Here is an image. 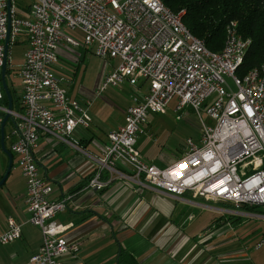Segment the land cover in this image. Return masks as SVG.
Wrapping results in <instances>:
<instances>
[{
	"label": "built area",
	"instance_id": "2783aa9c",
	"mask_svg": "<svg viewBox=\"0 0 264 264\" xmlns=\"http://www.w3.org/2000/svg\"><path fill=\"white\" fill-rule=\"evenodd\" d=\"M26 1V8L20 10L17 0H0V70L10 25L9 48L20 33L28 39L17 72L21 110L10 111L14 126L5 138L11 139V152L25 178L28 222L42 231L31 264H61L63 255L80 250L77 240L59 236L66 227L54 218L68 208L69 200L52 198L53 186L36 161L41 137L79 148L74 133L90 128L89 105L72 99L54 71L59 45L81 46L70 32L79 34L83 45L96 55L118 61L98 93L126 80L146 88L145 95L127 107L125 124L107 134L102 155L94 156L97 168L90 186L102 190L104 171L122 164L127 168L120 172L122 177L176 195L191 191L229 204L228 213L264 218V211L243 209L248 205L264 210V71L252 68L240 81H233L236 89H231L226 77L231 78L230 65L246 43V39L235 40L237 22L229 23L235 24V31H226L224 53L214 54L186 36L178 16L154 0ZM173 99H177L176 110L189 106L197 112L201 136L199 143L188 138L183 155L162 168L145 162L136 146L148 112H165ZM0 110L9 112L1 104ZM203 110L210 124L203 119ZM2 119L0 115V126ZM21 236L22 225L10 218L7 230L0 234V245Z\"/></svg>",
	"mask_w": 264,
	"mask_h": 264
},
{
	"label": "crops",
	"instance_id": "0c3cea01",
	"mask_svg": "<svg viewBox=\"0 0 264 264\" xmlns=\"http://www.w3.org/2000/svg\"><path fill=\"white\" fill-rule=\"evenodd\" d=\"M137 89L131 104L145 95L143 83ZM73 138L79 148H62V142L43 136L36 153L42 173L53 186L52 198L69 200L68 208L54 218L66 227L59 236L80 243L79 252L63 255L61 264H120L122 251L133 258L128 264H264V252L256 256L261 248L243 249L244 242L226 238L225 233L242 222L230 219L235 214L226 212L221 201L191 191L176 195L122 177L120 172L127 169L122 164L104 171L106 186L94 189L89 185L97 168L94 156L102 155L107 135L104 143L88 130L75 132ZM173 156L161 152L163 167L178 158L177 153ZM19 188L12 182L0 190V234L7 230L10 218L22 225L20 239L0 245V264H31L42 242L40 227L28 222L26 182Z\"/></svg>",
	"mask_w": 264,
	"mask_h": 264
},
{
	"label": "rangeland",
	"instance_id": "374dc122",
	"mask_svg": "<svg viewBox=\"0 0 264 264\" xmlns=\"http://www.w3.org/2000/svg\"><path fill=\"white\" fill-rule=\"evenodd\" d=\"M16 3L17 7L23 10L26 8L28 2L26 0H17ZM70 35L80 42L81 46L71 47L67 44L59 45L57 49L59 59L54 66V71L61 78V85L68 89L69 96L72 99L77 100L82 106L89 105L87 111L91 117V127L87 130L95 134L98 142L104 143V138L108 134V131L125 122V110L132 103L133 95L138 91V87L126 80L117 85H109L101 93H98V88L106 74L114 71L118 61L116 59L106 60L101 58L92 49L83 45L79 34L70 32ZM24 36L25 34L20 33L17 35L15 42L10 45L8 53L9 73L6 76L8 85L20 97L22 85L17 72L19 66L24 61V53L28 47ZM226 78L230 83L231 89L235 90L236 87L232 79L230 77ZM176 105L177 99H173L166 107L165 112H148L146 122L142 125V132L139 134L136 146L144 161H155L157 166L162 168V159L159 157L161 152L170 154L171 157H174L173 155L177 153V156L180 157L186 150L187 139L192 138L195 142L199 143L201 136V121L197 112L189 106L183 107L181 110H176ZM201 114L203 119L210 124L211 120L206 112L203 110ZM13 126V120L9 118L5 126V133L10 134ZM43 140L41 137L39 142ZM56 140L54 138L53 142H56ZM10 142L11 139L5 138L7 148H10ZM60 146L62 148L70 147L63 142ZM7 162V155L1 147L0 132V175L6 171L8 166ZM12 182H15L16 186L20 188L22 183L25 182L15 154L6 184L0 187V190H6ZM54 186L56 187L55 184ZM223 204L226 208L230 206L226 203ZM244 217L249 216L245 215ZM249 218L241 221L242 223L237 228H232L231 231L226 232L225 236L230 240L234 239L240 241V243L241 241L244 242L243 249L248 247V249L254 250V247H257L259 241L264 240V218ZM236 224H239V222H236ZM262 246L259 252L256 253V256L264 252V246Z\"/></svg>",
	"mask_w": 264,
	"mask_h": 264
},
{
	"label": "trees",
	"instance_id": "16d2710c",
	"mask_svg": "<svg viewBox=\"0 0 264 264\" xmlns=\"http://www.w3.org/2000/svg\"><path fill=\"white\" fill-rule=\"evenodd\" d=\"M172 11H184L183 22L198 38L202 39L206 47L212 52H220L225 45L226 26L232 21L237 22L238 31L244 38L252 40L242 64L237 73L242 76L249 70L259 67L264 61V0H162ZM9 68L7 65V74ZM1 77V75H0ZM1 80V79H0ZM2 85L0 86V88ZM3 98L0 104L8 105V98L3 88ZM13 99V108L21 110V97L9 86ZM0 110V115L5 116ZM10 151L11 149L8 148ZM14 155V154H13ZM8 158V157H7ZM8 164V162H7ZM7 169V168H6ZM5 173V171H4ZM1 175L0 179L3 177ZM93 176V175H92ZM91 176V177H92ZM90 177V178H91ZM6 183V182H5ZM245 210L264 211L258 206H244ZM234 217L236 219H234ZM243 221L249 217L230 215V219ZM133 258L124 251L120 256V264H128Z\"/></svg>",
	"mask_w": 264,
	"mask_h": 264
},
{
	"label": "bare ground",
	"instance_id": "6f19581e",
	"mask_svg": "<svg viewBox=\"0 0 264 264\" xmlns=\"http://www.w3.org/2000/svg\"><path fill=\"white\" fill-rule=\"evenodd\" d=\"M154 2L160 6H162L165 11H167L169 14L173 15V16H178V25L180 26L181 30L184 32V34L188 37L194 38V40L200 42L202 44V47L204 49V51L206 53H214V54H223L225 51V45L223 47V49L220 52H212L210 51L207 47L205 42L196 37L184 24L183 22V15H184V11H180L178 13L172 11L162 0H154ZM235 22V21H232ZM226 31H235V24H228ZM246 39V43L242 44V46L240 47V53L237 54L234 57V62H232V64L230 65V76L232 81H240L242 79V76L238 75L237 70L239 68V66L242 64L244 56L247 52V50L249 49L252 40L249 38H244L238 31L235 33V40H245ZM264 71V63H262L259 67H255V72H263ZM2 88V87H1ZM3 91V90H2Z\"/></svg>",
	"mask_w": 264,
	"mask_h": 264
},
{
	"label": "water",
	"instance_id": "95a60500",
	"mask_svg": "<svg viewBox=\"0 0 264 264\" xmlns=\"http://www.w3.org/2000/svg\"><path fill=\"white\" fill-rule=\"evenodd\" d=\"M9 3H10V0H9ZM9 42H10V25H9L7 37H6V40H5V55H4V61H3L2 67H1V77H0L2 88L4 89V91H5L6 95H7V98H8L7 108L9 110V112H6L5 116L3 117L2 123H1V126H0L1 147H2L3 151L6 153V155L8 157V166H7V169H6L3 177L0 179V187H2L5 184L8 176H9V173L11 171L13 160H14L13 153L5 145V126H6V123H7L8 119L11 118L10 111L13 109V99H12L11 92L9 90L8 82L6 80L7 65H8V53H9ZM36 161L38 162L39 165H41V163H40V161L38 159H36ZM45 172H46V170H45Z\"/></svg>",
	"mask_w": 264,
	"mask_h": 264
}]
</instances>
